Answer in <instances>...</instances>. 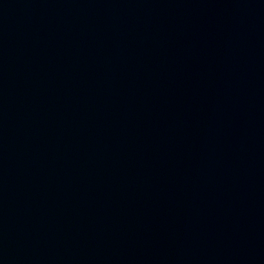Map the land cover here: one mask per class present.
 Returning a JSON list of instances; mask_svg holds the SVG:
<instances>
[{"label": "water", "instance_id": "obj_1", "mask_svg": "<svg viewBox=\"0 0 264 264\" xmlns=\"http://www.w3.org/2000/svg\"><path fill=\"white\" fill-rule=\"evenodd\" d=\"M0 264H264V0H0Z\"/></svg>", "mask_w": 264, "mask_h": 264}]
</instances>
